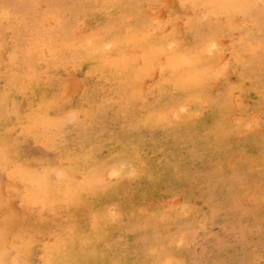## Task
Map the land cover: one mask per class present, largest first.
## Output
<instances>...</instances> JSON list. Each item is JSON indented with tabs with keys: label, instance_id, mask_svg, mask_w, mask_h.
<instances>
[{
	"label": "rangeland",
	"instance_id": "374dc122",
	"mask_svg": "<svg viewBox=\"0 0 264 264\" xmlns=\"http://www.w3.org/2000/svg\"><path fill=\"white\" fill-rule=\"evenodd\" d=\"M0 264H264V0H0Z\"/></svg>",
	"mask_w": 264,
	"mask_h": 264
}]
</instances>
